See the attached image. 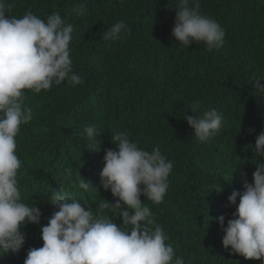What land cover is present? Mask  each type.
Masks as SVG:
<instances>
[{"label":"trees","instance_id":"trees-1","mask_svg":"<svg viewBox=\"0 0 264 264\" xmlns=\"http://www.w3.org/2000/svg\"><path fill=\"white\" fill-rule=\"evenodd\" d=\"M9 2L8 15L20 18L30 10L44 19L59 11L74 25L73 71L84 80L76 86L66 80L39 94L26 90L34 118L17 137L22 161L17 179L23 201L40 209L41 225L55 210L48 199L61 185L93 212L103 198L114 202L101 189L84 193L77 177L80 171L97 186L105 151L116 147L111 131L120 129L144 150L158 146L174 165L164 200L157 205L141 196V202L164 227L177 255L189 263L194 255V264H260L223 247L217 218L224 215L225 226L232 218L236 207L227 198L244 190L241 172L252 182V146L264 130V96L253 95L255 80L264 78V0H199L201 13L225 32L221 47L211 52L203 44L187 49L175 42V0ZM80 3L86 6L84 16L72 11ZM118 20L130 33L120 41L103 40ZM195 101L201 112L215 108L224 116L220 133L203 143L183 119L194 115ZM85 126L102 132L95 138L101 143L87 138ZM65 169L72 170L71 180ZM115 222L119 225L121 218ZM41 225L22 228L25 243L18 252L0 256V264H24L29 248L42 247L30 236Z\"/></svg>","mask_w":264,"mask_h":264},{"label":"clouds","instance_id":"clouds-1","mask_svg":"<svg viewBox=\"0 0 264 264\" xmlns=\"http://www.w3.org/2000/svg\"><path fill=\"white\" fill-rule=\"evenodd\" d=\"M175 3L171 32L175 42L187 49L203 44L209 52L221 47L225 32L215 19L201 13L199 0ZM12 7L9 0H0V256L21 249L26 239L21 229L27 224L41 225L40 209L36 203L23 201L17 179L22 167L17 137L21 126L34 118L25 103L26 90L39 94L66 80L73 86L84 83L73 71L70 45L74 25L67 23L59 11L42 19L29 10L17 18L8 15ZM72 11L84 16L86 6L77 4ZM129 33L125 21L118 20L102 38L115 42ZM262 79L254 82V96H264ZM190 110L194 115L183 114V119L199 142L220 133L224 122L221 112L215 108L201 112L199 101ZM84 132L88 139L100 142L95 138L102 132L95 126H85ZM110 141L116 147L105 151L97 186L86 181L80 171L77 180L84 193L101 189L111 193L114 202L103 198L93 212L62 185L54 189L48 201L55 210L46 224L30 234L42 247L29 248L24 264H194V255L190 263L177 255L164 227L141 202V196L157 205L164 200L173 163L158 146L151 151L140 148L126 131L113 129ZM252 151L256 158L252 182H248L246 172H241L244 190H234L227 198L228 205L236 207L232 218L226 226L224 215L217 219L224 233L223 247L230 254L264 264V163L259 162L264 157V130L256 137ZM72 175L71 169H65L67 180ZM117 218H121L119 225Z\"/></svg>","mask_w":264,"mask_h":264}]
</instances>
